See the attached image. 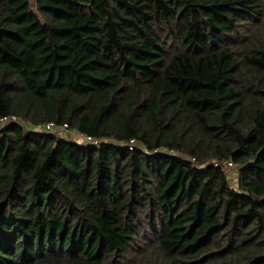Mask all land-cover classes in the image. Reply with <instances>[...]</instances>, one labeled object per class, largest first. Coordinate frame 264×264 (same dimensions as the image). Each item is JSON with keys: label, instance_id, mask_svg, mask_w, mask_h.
Instances as JSON below:
<instances>
[{"label": "trees", "instance_id": "obj_1", "mask_svg": "<svg viewBox=\"0 0 264 264\" xmlns=\"http://www.w3.org/2000/svg\"><path fill=\"white\" fill-rule=\"evenodd\" d=\"M0 264H264V0H0Z\"/></svg>", "mask_w": 264, "mask_h": 264}, {"label": "built area", "instance_id": "obj_2", "mask_svg": "<svg viewBox=\"0 0 264 264\" xmlns=\"http://www.w3.org/2000/svg\"><path fill=\"white\" fill-rule=\"evenodd\" d=\"M40 129L42 130H46V131H57L59 134L61 133H64L65 129H66V126H63L61 128H59L58 130L55 128V126L53 125V123H46V124H42L40 126ZM81 141H87V142H91V143H96V140H90L89 138H86L85 136H81L79 135ZM216 164H220L222 165V167L224 168H230L233 166L232 163H230L229 161H223V162H217Z\"/></svg>", "mask_w": 264, "mask_h": 264}, {"label": "rangeland", "instance_id": "obj_3", "mask_svg": "<svg viewBox=\"0 0 264 264\" xmlns=\"http://www.w3.org/2000/svg\"><path fill=\"white\" fill-rule=\"evenodd\" d=\"M59 135L61 136H64V137H75L76 140H78L79 142H81V139L79 136H76L74 135L73 133H70V134H66L64 133L63 135L60 133ZM230 169V168H229ZM227 169V175H228V180H229V183L232 187H235V184H236V173L234 172V170H229Z\"/></svg>", "mask_w": 264, "mask_h": 264}]
</instances>
